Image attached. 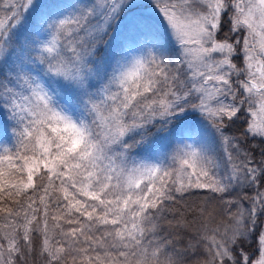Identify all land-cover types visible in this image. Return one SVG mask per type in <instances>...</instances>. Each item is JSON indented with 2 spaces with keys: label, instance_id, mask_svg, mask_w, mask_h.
Masks as SVG:
<instances>
[{
  "label": "snow or ice",
  "instance_id": "6c2138e0",
  "mask_svg": "<svg viewBox=\"0 0 264 264\" xmlns=\"http://www.w3.org/2000/svg\"><path fill=\"white\" fill-rule=\"evenodd\" d=\"M0 112V264H264V0H0Z\"/></svg>",
  "mask_w": 264,
  "mask_h": 264
},
{
  "label": "trees",
  "instance_id": "16d2710c",
  "mask_svg": "<svg viewBox=\"0 0 264 264\" xmlns=\"http://www.w3.org/2000/svg\"><path fill=\"white\" fill-rule=\"evenodd\" d=\"M228 31V26L225 25L223 28V31H221L218 34L219 39H222L224 37V33ZM234 38V37H233ZM104 51L100 53V56H103ZM5 119V115L3 112H0V124ZM243 129V125L238 121L233 127L228 129V132L230 134L239 135L240 132ZM259 143V141H252L248 140L247 143L244 145L247 147L248 144L252 143ZM245 191H249L248 189H245ZM249 194L251 192L249 191ZM215 194L209 193L206 190H193V193L188 195L186 194L185 200L188 207L199 209L201 207H205L207 209V212H211L213 216H215V219L209 224V227H215L217 224H220L222 222H228L227 217L223 214V208L218 199H209L207 202H205L204 197H213ZM236 193L232 194V197H235ZM230 198V197H226ZM247 206V205H246ZM175 209L184 211L185 205L183 203H177L173 206ZM196 216V213H187L186 212V218L188 221H192L193 217ZM168 219H172V216L169 215ZM205 221L197 217L195 223H190L189 227L186 231H181L180 237H176V233H172L173 239H178L179 242L174 245L176 249H178V255L182 258L183 264H197L198 261H201L205 259L204 254V248H203V241H201V245L195 249V251L190 250L187 248V244L189 240L191 239L194 243L199 238L202 225ZM167 231V230H166ZM255 248V243H253L252 248L248 249L249 251H252ZM169 251H172L170 248Z\"/></svg>",
  "mask_w": 264,
  "mask_h": 264
},
{
  "label": "rangeland",
  "instance_id": "374dc122",
  "mask_svg": "<svg viewBox=\"0 0 264 264\" xmlns=\"http://www.w3.org/2000/svg\"><path fill=\"white\" fill-rule=\"evenodd\" d=\"M65 2H67V0H65ZM242 35H243V33H241V36ZM105 39H107V37ZM177 47L178 46L175 45L174 43L170 44V53L169 54H174L177 51ZM103 51H105V49H104V46L102 45L101 46V50L98 53V56H100V53H102ZM233 62L236 63L238 67H243V57H242V55L236 56L234 58ZM113 63H114V61H113ZM108 71L110 72L111 71V68H108ZM241 78H243V77H241ZM174 147H175V140H170L168 142H165V144H164L163 148L161 149V151L170 152ZM135 154L138 157L143 155V153H141L139 150H137Z\"/></svg>",
  "mask_w": 264,
  "mask_h": 264
}]
</instances>
